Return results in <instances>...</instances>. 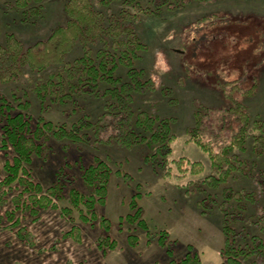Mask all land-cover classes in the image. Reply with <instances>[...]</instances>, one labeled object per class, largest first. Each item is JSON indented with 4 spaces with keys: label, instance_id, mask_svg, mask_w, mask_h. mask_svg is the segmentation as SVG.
Listing matches in <instances>:
<instances>
[{
    "label": "rangeland",
    "instance_id": "374dc122",
    "mask_svg": "<svg viewBox=\"0 0 264 264\" xmlns=\"http://www.w3.org/2000/svg\"><path fill=\"white\" fill-rule=\"evenodd\" d=\"M66 1L45 0L39 15L28 16L15 8V0H0V45L5 44L10 34L27 46L45 39L56 26L66 25L69 20L64 10ZM92 1L96 9L106 15L116 14L125 6L114 0L107 4H99L102 0ZM208 14L227 16L226 23L207 26L198 22ZM136 26L148 49L137 67L147 72L156 90L138 95L134 107L137 111H154L161 118L173 119L175 141L171 145L173 153L168 156V165L154 172L145 159L151 153L143 144L127 148L96 143V138H92L83 145H70L50 136L49 152L35 158L28 166L45 188L56 182V173H61V179L70 181L66 191L74 187L83 190L81 172L76 168V160L81 157L91 163L99 158L112 167L115 174L109 186L108 204L100 208L99 213L111 220L110 236L116 240L117 248L103 253L96 246L101 233L98 223H84L76 211L72 219L61 214V209L71 205L67 194L59 202V210H43L39 217L29 215L22 219L21 225L30 228L35 236V246L21 240L16 232L0 228V264H169L181 260L191 248L200 255L202 264H224L222 249L226 238L219 211L202 214L197 205L201 198L186 192L187 188L193 190V186H188L190 181L213 175L208 154L197 147L192 130L195 129V115L200 112L204 116L203 125L216 131L212 126L218 127L215 125L217 117L212 111L232 106L229 97L234 85L239 88V92H235L236 99L247 105L253 120L264 118V0L188 2L181 8L160 12V15H144ZM82 53L81 46L76 47L68 62ZM58 69L59 66L53 67L39 75L26 68L19 81L0 85V95L10 101L15 95L30 100L29 112L35 119L42 116L59 128L63 124L71 127L88 111L93 118L100 116L103 103L96 98H87L80 107L76 106L77 109L72 105L64 108L48 102L41 104L33 85L41 76L46 79ZM221 81L230 83L226 87L227 94L221 91ZM252 88L253 93H249ZM248 138L246 151L235 150L234 154L250 163L248 166L252 167L254 175L236 173L223 188L257 194L256 201H249L248 206L257 214L256 222L261 221L252 230L264 241V152L258 154L254 138ZM1 142L0 133V147ZM11 158V151L0 150V179L6 175L3 166ZM180 158L203 162L205 171L200 176L187 174L182 177L177 164L172 162ZM165 170L170 171L167 177L163 174ZM72 176L78 180L72 181ZM19 190L11 191L7 201L0 204V214L15 207L12 197ZM135 194H140L137 200L148 224L147 230L125 220L134 213L129 204ZM5 224L6 221L0 219V226ZM74 225L83 229L82 243L63 237ZM164 232L168 234L165 246L158 242ZM130 237L137 239L134 245ZM242 261L241 264H264V255L255 254Z\"/></svg>",
    "mask_w": 264,
    "mask_h": 264
},
{
    "label": "trees",
    "instance_id": "16d2710c",
    "mask_svg": "<svg viewBox=\"0 0 264 264\" xmlns=\"http://www.w3.org/2000/svg\"><path fill=\"white\" fill-rule=\"evenodd\" d=\"M44 1L15 0L14 6L22 10L24 15L37 16L43 11ZM114 1L123 3L124 9L106 15L96 9L92 0H67L64 5L65 14L69 17L66 25L56 26L45 39L37 40L30 46L19 41L14 34L8 35L5 44L0 45V85L19 81L26 68L42 75L59 66L58 72L49 73L46 79L41 76L33 85V91L41 104L48 102L64 108L72 105L77 109L87 98H96L103 103V113L97 118H93L88 111L71 127L63 124L59 128L53 122L45 121L42 116L35 119L29 112L32 108L30 100L15 95L10 101L0 95V150L12 152V158L3 166L6 175L0 179V204L7 201L11 191L20 189L12 197L15 207L0 214V219L6 221L5 226L0 228L16 232L17 237L33 246L36 245L35 236L30 228L21 225L22 219L29 215L39 217L43 210H59V202L69 194L71 205L61 209V214L72 219L76 211L84 223H98L101 233L96 246L103 253L117 248L116 240L110 236L113 226L111 220L99 213V209L108 204L109 186L115 174L112 167L99 158L91 163L81 157L76 160V168L81 172L83 190L74 187L66 191L70 181L61 179V173H56V182L45 188L28 166L33 164L35 158L49 152L50 136L70 145H83L92 138H96V143L127 148L143 144L151 153L145 159L152 165L154 172L165 169L168 156L173 153V119L161 118L154 111H137L134 107L138 95L156 90V84L147 72L137 67L142 54L148 49L136 25L144 15H160V12L181 8L188 2L207 0ZM110 2L113 0H102L99 4ZM226 17L208 14L198 22L207 26L225 24ZM78 46H81L82 55L68 62L69 56ZM229 84L225 81L220 83L221 91L225 94ZM238 89L237 85L232 87L229 97L231 107L212 111L217 117L215 125L218 127L212 126L216 131L203 125L202 113L195 115L192 138L197 147L208 154L213 175L190 181L188 186H193L192 191L185 187L188 194L195 193L201 198L197 205L202 209V214L212 213L216 209L219 211L226 238L222 249L224 264H241L242 260L251 259L255 254L260 257L264 255V241L252 230L261 221L256 222L257 214L248 206L249 201H256L257 194L231 187L223 188L236 173L254 175L252 167L248 166L250 163L241 161L234 154L235 150L246 151L249 136L254 138L257 153L264 152V118L253 120L247 105L235 97ZM250 91L253 93L254 88ZM172 162L177 164V171L182 177H187V174L200 176L205 171L203 162L187 158ZM165 171L163 174L167 177L170 171ZM116 175H120V172H116ZM71 178L72 181L78 180L75 176ZM138 197L140 194L133 195L129 209L134 213L125 220L147 230L148 224L143 219ZM167 235L164 232L159 237L158 242L163 246ZM83 236V229L78 225L63 234L64 238L69 237L79 243L83 242ZM129 240L133 245L137 242L135 237ZM169 264H202V260L191 248L181 260H173Z\"/></svg>",
    "mask_w": 264,
    "mask_h": 264
}]
</instances>
